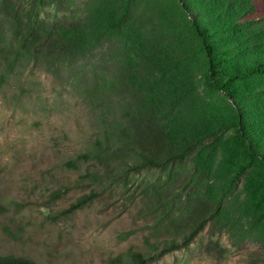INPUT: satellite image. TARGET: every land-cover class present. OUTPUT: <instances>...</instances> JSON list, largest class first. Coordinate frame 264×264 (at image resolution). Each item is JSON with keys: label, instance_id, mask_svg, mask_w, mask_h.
Instances as JSON below:
<instances>
[{"label": "rangeland", "instance_id": "1", "mask_svg": "<svg viewBox=\"0 0 264 264\" xmlns=\"http://www.w3.org/2000/svg\"><path fill=\"white\" fill-rule=\"evenodd\" d=\"M37 1L12 0L11 7ZM40 5L35 50L8 80L0 79V255L109 264L132 244L145 247L153 229V240L174 236L197 200L209 199L214 222L148 264H264V183L256 167L231 181L241 151L236 113L212 87L203 43L178 0ZM94 28L97 38L68 57L46 53L37 40ZM118 79L121 89L110 87ZM135 89L153 95L168 126H191L204 142L173 161L128 173L118 163L77 158L102 136L105 118L121 107L119 115L129 111L130 100L118 93ZM90 193L89 204L68 212Z\"/></svg>", "mask_w": 264, "mask_h": 264}, {"label": "trees", "instance_id": "2", "mask_svg": "<svg viewBox=\"0 0 264 264\" xmlns=\"http://www.w3.org/2000/svg\"><path fill=\"white\" fill-rule=\"evenodd\" d=\"M180 8L203 43L208 76L215 90L231 99L236 113V132L240 136V155L231 181L236 183L249 169L256 167L264 183V0H178ZM12 0H0V79L8 80L19 65H24L35 48L30 42L36 34L41 0L25 7H11ZM35 4V5H34ZM27 25L23 28V18ZM19 33L17 34V32ZM97 31L75 32L69 38L54 31L38 37L39 47L53 56L68 57L86 50L97 38ZM216 39L217 42L214 41ZM219 40L225 45L219 47ZM122 79L110 83L121 89ZM94 85H99L98 83ZM100 86L96 89L99 90ZM130 90V89H129ZM118 93V99H129V111L116 109L103 120L102 136L92 148L77 158L99 164H119L125 173L139 167L159 165L180 158L185 150L201 145L206 137L193 127L180 131L160 118L153 95L137 91ZM113 118V119H112ZM228 125L230 123H227ZM157 161V159H159ZM241 158V160H240ZM93 200L83 194L68 207V212L82 209ZM214 201L199 199L188 217L175 227L174 236L153 240L156 230L144 236L145 247L132 244L109 264H148L149 261L190 242L217 217ZM0 264H40L16 253L1 254Z\"/></svg>", "mask_w": 264, "mask_h": 264}]
</instances>
